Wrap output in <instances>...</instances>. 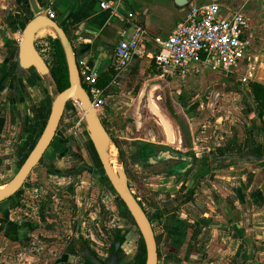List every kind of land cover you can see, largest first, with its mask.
I'll return each instance as SVG.
<instances>
[{
    "label": "crops",
    "instance_id": "1",
    "mask_svg": "<svg viewBox=\"0 0 264 264\" xmlns=\"http://www.w3.org/2000/svg\"><path fill=\"white\" fill-rule=\"evenodd\" d=\"M4 1L6 3L2 2L0 14V72L4 69L1 73L10 81L16 69V47L26 20V12L22 10L18 13L10 8L8 3L11 0ZM102 1L109 0H53L52 4L55 19L64 26L76 48L78 62L87 61L100 76L113 67L118 40L133 38L137 26L146 28L151 36L167 37L183 21L192 5L211 3H218L228 9L240 8L249 17L253 59L241 62L234 68L237 72H213L208 67H202L200 73L184 79L171 75L170 68H159L149 57L134 59L128 69L116 78L117 82L106 87V94L110 95L113 105L102 108L100 116L116 144L125 146L128 143L123 135L129 132L130 127H125L124 122H133L138 124L134 136L136 138H132L127 147L133 140H139L182 152H193L191 149L200 143L196 142L202 131L200 120L195 127H186L184 130L171 123L172 138H164L163 129L157 120L144 124L138 114L149 110L153 113V108L160 113L157 98L167 97L174 91H178L179 96H175L181 103L175 102L178 103L176 106L185 107L184 113L190 112V117L191 113L200 110L203 101L207 102L205 96L209 99L213 97V100L222 98L231 101L219 109L228 115L225 123L227 126L219 127L220 123L215 122V126H218L215 131L219 130L225 141L212 140L204 152L208 150L209 154L214 152L212 155H218L219 148L230 147L231 150L227 153L232 160L242 157L246 162L233 165L215 175V179L219 180L213 183L216 192L208 193L215 197L211 204L218 212V220L210 224V220L204 218L208 214L201 213L197 222L202 230L211 228L212 243L221 245L216 248L217 257L233 258L238 264H253L257 255L263 257L264 254V192L261 190L264 181V132L258 128L257 105L250 88V83L254 81L264 84V0H185V4L179 3V0H121L116 15L102 9ZM251 70V82L242 83L239 72L243 74ZM114 77L115 74L113 79ZM98 86L104 88L99 84ZM201 91L205 95L201 100H190L191 94L197 93L198 98ZM239 101L243 102L240 106ZM211 132L213 133V129ZM187 134H190L191 140L186 138ZM216 193L222 198L217 200ZM191 226L197 228L196 224ZM200 228L195 229V233L188 231L193 235V244L194 239L201 235ZM213 247L214 244L210 251ZM4 248V244L0 242V260L7 259ZM242 252L245 253L243 259L239 256ZM65 253L57 262L69 260L70 253ZM21 254L23 257L19 256ZM27 254H23V251L18 253L22 264L25 263L24 256ZM28 257L33 259L30 255ZM208 257V251L201 253L199 257L189 259V264H216L215 260H207ZM262 262L260 260L256 263L263 264Z\"/></svg>",
    "mask_w": 264,
    "mask_h": 264
},
{
    "label": "rangeland",
    "instance_id": "2",
    "mask_svg": "<svg viewBox=\"0 0 264 264\" xmlns=\"http://www.w3.org/2000/svg\"><path fill=\"white\" fill-rule=\"evenodd\" d=\"M2 2L6 3V1L0 0V14ZM8 4L10 8H13L16 12H21L22 9H24L23 11L26 12L27 16L25 17L26 20L31 17V9H29L28 6L22 4L18 5L15 0L9 1ZM51 37L55 38V34L52 31H42L36 36V46L50 67L55 62L54 51L49 42ZM40 83L41 87H39L36 92L26 91L28 92L29 98L27 100V107L23 112H25V110L29 112L28 109L32 108V106L38 109L44 100L50 103L56 95L57 89L50 76L46 78L42 77ZM200 93L201 96L198 98H196L197 93L191 94L192 98L190 100H201L205 95H203L202 91ZM176 94L178 95V91H174L168 94L167 97L164 96L162 99L157 98L159 106L157 108L161 111L160 114L166 118L170 125L174 123L175 126H181L183 130L186 129V127H195L197 125L196 123L200 120L202 131L199 132V141H196V138L194 139V141L200 143L197 144V147L194 146L191 151L196 153V155L198 154V158H209L208 150L204 152L206 146L212 140L217 142H222V140L223 142L225 141L220 135L221 132H219V130L215 131L218 127L215 125L220 123L221 126L219 125V127L225 128V126H227L225 123L228 115L219 109L230 104L231 101L223 100L222 98L213 100V97L209 99L205 96L208 104L202 100V107H200L199 111L194 113L195 118H193L189 116L190 112L184 113L186 110L185 107L176 106L178 103L181 104L177 101ZM194 97L196 99H193ZM74 104L77 108L76 112L74 113L72 110H66L61 120L59 126V137L61 140H59V138L56 139L49 150L51 153L41 160L37 170L32 173L28 179L29 181H26V186L15 195V198L3 203L5 206L3 208L0 205L1 212L7 216L8 221L11 222H20L24 216L26 218L32 217L34 221L37 220L40 222L38 224L40 229L36 230L38 231V235L33 237L34 244H31V248L28 247L23 250V254H25L24 251H28L26 254L29 253L24 256V262L27 264L29 262V264H32V262L33 264H55L59 252H61L65 244L68 243L67 240L78 226V220L80 218H83V220L87 222V224H85V232L92 234V236L89 237L92 248L103 259L108 256V248L113 242L115 228L125 227L127 230L126 234H128L126 235L125 244L123 245L121 264H131L138 250L140 234L137 227L133 224V221L118 213L115 195L108 191L103 181H99L97 177H94L92 172H86L79 177L57 176L55 172H53L55 168H61L65 171L69 169L80 170L84 168L85 164H90L95 168L94 160L88 148V137L82 125V110L76 103ZM241 104H243V102L239 101L238 105L240 106ZM237 110L239 111L238 108ZM149 111L140 116L144 124L153 119H157V117L152 114L151 110ZM30 112L32 113V109ZM44 113L47 114V112ZM124 123L125 127L126 125L130 127L129 132L127 131V133L123 135L125 136L124 138H127V144H129L132 138H136L134 136L138 124H134L133 122ZM7 124L9 125V130L0 132V185L5 184L15 174L18 162L25 154V150H23V152L19 151L20 147L24 142H28L31 145L38 133L37 132L35 135L31 133L33 139L30 140V132H27L26 129H31L34 121L29 113L26 116H22V114L19 116L16 114L14 124L11 125L10 122ZM162 129V137L167 138L168 135L165 128L162 127ZM207 129L210 131H206ZM212 129L213 133L211 132ZM186 138L191 140L190 134H187ZM36 140L37 139H35V141ZM127 144L122 146L117 143V149L119 152H123L125 156V164L130 172L131 187L138 199L143 203L147 214L151 218L158 239V245L164 256L160 259L159 264H189V260L184 259V256L180 254L181 249L179 250L170 245V239L167 237V233L168 231H172L173 228L180 227V222L184 224H196L197 228H200L198 227L199 224L197 221L201 218V213L208 214V217L205 216L204 218L209 219L210 224L218 220V212L211 204V201L214 200L215 197L214 195L210 196L211 194L208 192H216L212 183H214L215 180H219L208 174L203 178L202 183H198L196 186V199H194L191 204L187 203L185 200L186 195L183 190H180L181 186H178L179 184L175 181L176 179L166 174V164L150 167L138 163L130 157V150ZM211 164H214V162ZM201 165L202 164H200V166ZM47 169L50 170V173L47 172ZM97 175L96 173V176ZM40 177L44 182H47L44 186L43 184L40 186L39 183H36L38 180L35 181L36 178L40 179ZM183 182L185 185L190 183L187 178H184ZM206 186H208V189H205ZM16 197L22 198L20 204H23V207L21 208V206H19L27 215L16 206ZM70 197H72V199ZM220 198L222 197L218 195L217 200ZM69 203H71V206H69ZM210 213L213 215L210 216ZM219 220L222 222V219ZM197 228L191 226L188 230L195 233L194 230H197ZM88 229L90 231H88ZM200 229L202 231L201 235L199 234L194 240L195 243H197L200 253H207L208 251L209 257L207 260H215L216 264H232V260L236 262L233 258L225 257L222 259L223 257H217L216 248L221 245H217L216 242L212 243L211 228ZM92 237L95 241H93L94 239H92ZM189 238L190 234H188L187 240H189ZM0 242L5 246L3 252L5 254V259L7 258L6 260H0V264H22L19 256L23 257V255L21 254L18 256L19 252L17 251L18 249H16L18 248L17 245L12 244L11 246V243L7 244L6 241L2 239H0ZM187 243L186 241L185 244ZM213 244L214 247L212 251H210V247ZM185 247L186 245L184 248ZM20 249H22V247ZM29 255L32 256L33 259H30L28 257ZM262 256L263 257L257 255V260L255 258V263L253 262V264H257L256 262H260V260L263 261L262 263L264 264V254ZM193 258L194 257L190 259Z\"/></svg>",
    "mask_w": 264,
    "mask_h": 264
},
{
    "label": "water",
    "instance_id": "3",
    "mask_svg": "<svg viewBox=\"0 0 264 264\" xmlns=\"http://www.w3.org/2000/svg\"><path fill=\"white\" fill-rule=\"evenodd\" d=\"M27 1L31 9V17L21 29L20 40L17 43V71L28 75L30 70H34L41 78L50 76V66L36 46V36L39 32L43 29H50L55 34V38L60 41L67 66L69 85L63 90H57L51 102L49 117L43 132L21 167L9 181L0 185V203L11 198L22 187L53 141L67 104L74 102L82 110L83 126L110 187L121 199L140 232L146 254L145 264H158L159 250L152 222L130 188L122 154L118 151L114 138L104 125L100 112L93 105L90 94L82 82L76 48L64 26L48 15L38 0ZM179 3L187 2L179 0ZM152 114L157 117L156 120L160 126L165 128L168 137L172 138V127L166 118L154 108ZM162 154L164 157H184L183 154H178L173 150L164 151ZM191 156L196 158L194 155ZM261 190L264 192V181ZM75 245L92 264H105L83 240L76 241ZM118 256L119 253L115 252L107 264H116Z\"/></svg>",
    "mask_w": 264,
    "mask_h": 264
},
{
    "label": "built area",
    "instance_id": "4",
    "mask_svg": "<svg viewBox=\"0 0 264 264\" xmlns=\"http://www.w3.org/2000/svg\"><path fill=\"white\" fill-rule=\"evenodd\" d=\"M121 0L100 2L102 9L116 15ZM53 0H46L45 11L55 18ZM249 17L244 10L228 9L218 3L192 5L183 21L167 37L151 36L146 28L137 26L130 40H118L114 50L115 77L128 69L132 60L153 59L159 68H170L171 75L187 78L200 73L202 67L213 72H237L234 68L241 62L253 59L252 40L249 33ZM80 76L87 88L92 103L100 112L110 95L107 88H100L99 74L87 61L78 62ZM240 75L244 84L252 79V70Z\"/></svg>",
    "mask_w": 264,
    "mask_h": 264
},
{
    "label": "flooded vegetation",
    "instance_id": "5",
    "mask_svg": "<svg viewBox=\"0 0 264 264\" xmlns=\"http://www.w3.org/2000/svg\"><path fill=\"white\" fill-rule=\"evenodd\" d=\"M15 2H17L18 5L22 4V5L28 6V8L30 9V6H29V3H28L27 0H24V1L15 0ZM38 2L45 9L46 0H38ZM22 10H24V9H22ZM25 17H26V15H25ZM25 24H26V21L23 23V27H24ZM15 63H16V57H15ZM1 67L3 69V66H1ZM15 68H16V64H15ZM1 72H4V69ZM1 72H0V124L3 123L4 126L0 129V132L1 131L3 132L4 130H9V125L7 123L10 122L11 125L14 124L16 114H18L19 116H21V114H22V116H26L28 113L33 118L34 124H33L31 129H29V128L26 129L27 132H30V137H31V133H33L35 135L38 132L37 133V137L35 138V139H37L36 141H35V139H33V137H31L30 140H32V139L34 140L31 145L28 142H24L23 145L20 147L19 151L23 152V150H25V152H24L25 154L22 156V158L18 162V167L16 168L18 170L21 167V165L23 164V162L25 161V159L27 158V156L29 155V153L31 152V150L33 149V147L35 146V144L37 143V141L39 140V138H40V136H41V134L43 132V129H44V127L46 125V122H47V119L49 117L50 107H51V102L52 101L49 103V105H47L46 100H44L42 102V104H40L38 109H37V107L35 108V106H32V108L28 109L29 112H27L26 110H25V112H23V110L27 107V100L29 98V96L27 94L28 92H26V91L28 90V91L36 92L37 89L39 87H41V83L38 80L35 81L34 85L31 84V81H30L31 79H34V77H35L34 73H37V72H35L34 70H30V73L28 75H25L23 72L19 73L17 71V68H16L14 73L11 75V80L10 81L6 80L3 77ZM112 105H113V103L111 101V98H107V100L105 102V105H104V108L105 107H111ZM31 109H32V113L30 112ZM44 112H47V114H45ZM102 121H103V123L105 125V122H104L103 119H102ZM59 126H60V124H59ZM59 126H58V129H57V132H56V135H55L53 141L51 142L49 148L44 153V155L41 158V160L45 156H48L49 153H51V152H49V150L51 149V147L54 144V142L56 141V139L59 138V140H61V138L59 137L60 136L59 135ZM86 135H87V133H86ZM87 137H88V135H87ZM64 141H66V140H64ZM89 141L90 140H89V137H88L87 143ZM130 147H131V145L129 146V150H130ZM169 150H173L174 152H176L178 154H183L184 157H174V156H168V157L166 156V157H164L162 153L164 151H169ZM121 154H122V157L124 159V163H126L125 156L123 155V152ZM212 154H215V153L213 152V153L209 154V158H198L199 157L198 154L196 155V153H194V152H182V151H178L175 148H166V147L158 146V145L154 144V152L150 156L149 163L146 164L145 166H150L151 167V166H156V165H159V164H166V168H165L166 174L169 175V176H172V177H174V179H176L175 181L178 182V184H179L178 186H181L180 190H183L185 195H186V199L185 200L187 201V203L191 204L193 202V200L196 199V189H197L196 186L198 185V183H202L204 177H206L209 174L211 177L215 178V175H217L219 171H222L224 169H229L233 165H239V164H241L243 162H246V161H243L245 159L242 158V157H239L237 159L235 158V159L232 160L231 157L229 156V154L227 152H225V151L224 152L219 151L218 155H212ZM191 155H194L196 158H193ZM130 157L132 158L131 153H130ZM41 160L36 165V167H34L32 172L30 173V175L26 179V181L29 179V177L32 175V173L37 170L39 164L41 163ZM212 162H214V164H211ZM233 162H235V163H233ZM200 164H202V165L200 166ZM94 166H95V168L92 165H90V164H85L84 168H81L80 170H70L69 169L68 171H65V170H63L61 168H55L53 170V172H55V174L57 176L60 175V176H63V177H65V176H68V177H70V176H75V177L78 176L79 177V176H82L86 172H92L94 177H97L99 181L100 180L102 181V179L100 177L101 170L96 167L95 161H94ZM125 166H126V164H125ZM69 168H70V166H69ZM17 170H16V172H17ZM126 170H127L128 176H129V186L132 189L131 184H130V172H129L127 167H126ZM49 171L50 170L47 169L48 173H50ZM96 173L98 174L97 176H96ZM103 173H104L103 176H105L104 170H103ZM184 178H187L188 182H190V183L185 185L184 182H183ZM36 180H38V182H36V183H39L40 186H42L41 184H43V186H44L45 183H47V182H44L41 177H40V179L36 178L35 181ZM26 181L24 182L22 187L17 191V193H19V191L26 186ZM35 181H33V182H35ZM207 187L208 186H206L205 189ZM105 188L115 195V197H116L115 200L117 202L116 206L118 207L117 208L118 213L122 215L120 207H119V204H118V202L121 201V199L117 196V194L115 192L111 191L107 186ZM132 191L134 193L133 189H132ZM15 195H13L11 198L7 199L6 201L14 199ZM134 195L136 196L135 193H134ZM70 198L72 199V197H70ZM136 198L140 202V204L144 208V210L146 211V209H145L143 203L140 201V199H138L137 196H136ZM21 200H22L21 197H16V203H17L16 206H18V209H20V211H22L21 208L23 207V204H20ZM6 201H4V202H6ZM69 202H71V201H69ZM19 205L21 206V208H20ZM69 206H71V203H69ZM108 209H111V208H108ZM22 212L25 213V215H27V213L24 210ZM70 214H71V212H70ZM123 217H125V216H123ZM148 217H149V215H148ZM125 218H128L131 221H133V219H131L132 218L131 216H130V218L129 217H125ZM150 220H151V218H150ZM9 222H11V221H9ZM11 223L16 224L20 229L25 230V232H26L25 235H22L21 238H19V240L16 238L17 241L16 240L12 241V239L8 235H6V234L3 235V234L0 233V239H2L3 241H6L7 244L11 243V246H12V244H16L17 247H18L16 249H18L17 251L19 253L22 252L24 249H26L28 247L31 248V244H34L33 237L38 235V231H36V230L40 229L39 226H38V224L40 222H38L37 220L34 221V218H32V217L31 218H26L24 216V217H22V220H20V222H16L15 221V222H11ZM180 223H181V226H180L181 228H183L184 225H188L185 228L186 229L185 231H186L187 237H188V234H190L188 232L189 231L188 229H189V227H191V224H184L183 222H180ZM85 224H87V222L85 220H83V218H80L78 220V226L74 230L73 234L70 235L69 239L67 240L68 243L65 244L64 249L61 250V252H59V255L56 258L55 264H88L87 261L90 264H92L76 248L75 243L78 240H83L88 245V247L92 250V252L102 262H104L105 264H107L110 261V258L114 255L115 252H118L119 256L117 257L116 264H120V262L122 260L121 254H122V250H123V245L125 244V240L121 244L120 240H116V235H117L118 230L122 229V234L125 235V239H126V235L128 234V233L126 234V231H127L126 228L125 227L115 228V230H114L115 234L113 236V242L111 243V246H109V248H108V256L103 259L92 248V243L89 240V237L92 236V234L91 233L88 234L87 232H85L86 231L85 230V228H86ZM133 224L136 226L134 221H133ZM0 226H1V223H0ZM152 226H153V224H152ZM153 229H154V227H153ZM88 231H90V230L88 229ZM169 232L170 231H168L167 234H169ZM139 234H140V232H139ZM155 235H156V233H155ZM167 237H168V235H167ZM140 238H141V235H140ZM92 239H94V238L92 237ZM156 239H157V236H156ZM93 241H95V239ZM186 241L188 242L187 244H185ZM186 241L184 242V244L180 248L181 249V253L180 254H182L183 256L185 255V251H186V248H187L188 244L193 245L194 246L193 250L195 252H197L199 255L201 254L198 251L197 243L194 242V244H193V242H192L193 241V235H190L189 240H187V238H186ZM114 242L116 243V246H118L121 249V254H120V252L118 250L112 252V244ZM157 243H158V239H157ZM170 245H171V243H170ZM185 245H186V247L184 248ZM21 247H22V249H20ZM183 249H185V250H183ZM158 250H159V262H160V259L162 257H164V256L162 254V251H161V248L159 247V245H158ZM65 251H68L70 253L69 260H67V261H65L63 263H62V261L57 262L62 257V254L65 253ZM24 252L26 253L28 251H24ZM166 256H168V255H166ZM192 257H196L197 258L199 256H195L194 255ZM192 257H190V258H192ZM159 262H158V264H159ZM51 264H53V263H51ZM232 264H238V263L233 262V260H232ZM250 264H252V263H250Z\"/></svg>",
    "mask_w": 264,
    "mask_h": 264
},
{
    "label": "trees",
    "instance_id": "6",
    "mask_svg": "<svg viewBox=\"0 0 264 264\" xmlns=\"http://www.w3.org/2000/svg\"><path fill=\"white\" fill-rule=\"evenodd\" d=\"M51 47L53 49L54 57H55V62L54 64L51 65L50 67V77L52 79V82L57 90H63L69 85L68 81V71H67V66L64 58V53L60 44V41L57 38H50L49 40ZM115 74L114 68H110L107 72L103 73L100 78H99V85L106 88L107 86L109 87V84L111 83L113 76ZM35 77L34 79H31V84H35V81L41 82V77L37 74L34 73ZM250 88L251 92L253 94L254 100L257 105V111H258V119H259V125L258 128L260 131L264 132V84L254 81L250 83ZM47 105H49L47 101ZM66 110H72L74 113L76 112L77 108L74 104V102H69L66 106ZM191 117H195L194 113H191ZM4 126V124H0V129ZM88 148L91 152V156L95 161V165L97 168L101 170L100 172V177L103 181V183L111 190L112 188L109 185V182L105 176H103V169L102 166L98 160V157L93 149L91 141L88 142ZM230 147H221L219 148V151L222 152H227L230 151ZM154 152V144L144 142V141H139V140H133L131 147H130V153L132 156V159L137 161L138 163L142 165H146L150 161V156ZM235 163V162H233ZM114 192V191H113ZM5 203V202H3ZM1 203V207H5L4 204ZM121 213L125 217H129L130 215L127 212L126 208L124 207L123 203L121 201L118 202ZM132 219V218H131ZM0 233L1 234H6L8 235L12 241L19 238H21L22 235H25V230L20 229L16 224L11 223L8 221L7 216H5L0 209ZM186 226L184 225L183 228L181 227H176L173 228L172 231L169 232L168 237L170 239V243L173 247L177 248L180 250L181 246L184 244L187 238V233H186ZM183 229V230H182ZM17 238V239H16ZM116 240H120L121 244L125 240V235L122 234V229L118 230L117 235H116ZM194 246L191 244L187 245L184 259L188 260L192 256H199L197 252L194 250ZM118 250L121 254V249L116 246V243L114 242L112 244V252ZM241 259L245 257V253L242 252V254L239 255ZM146 260V254H145V249L144 245L142 242V239L139 238L138 241V250L137 253L134 257V260L131 264H145ZM88 264H90L87 261ZM121 264V262H120Z\"/></svg>",
    "mask_w": 264,
    "mask_h": 264
},
{
    "label": "bare ground",
    "instance_id": "7",
    "mask_svg": "<svg viewBox=\"0 0 264 264\" xmlns=\"http://www.w3.org/2000/svg\"><path fill=\"white\" fill-rule=\"evenodd\" d=\"M42 31H51V30L50 29H43L39 33H41Z\"/></svg>",
    "mask_w": 264,
    "mask_h": 264
}]
</instances>
